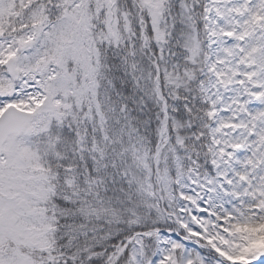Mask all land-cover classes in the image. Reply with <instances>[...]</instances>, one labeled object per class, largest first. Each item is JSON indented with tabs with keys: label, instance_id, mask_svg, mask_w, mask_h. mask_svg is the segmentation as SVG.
<instances>
[{
	"label": "snow or ice",
	"instance_id": "obj_1",
	"mask_svg": "<svg viewBox=\"0 0 264 264\" xmlns=\"http://www.w3.org/2000/svg\"><path fill=\"white\" fill-rule=\"evenodd\" d=\"M0 264H264V0H0Z\"/></svg>",
	"mask_w": 264,
	"mask_h": 264
}]
</instances>
